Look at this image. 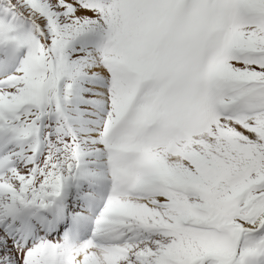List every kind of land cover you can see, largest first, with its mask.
<instances>
[{"label":"snow or ice","instance_id":"6c2138e0","mask_svg":"<svg viewBox=\"0 0 264 264\" xmlns=\"http://www.w3.org/2000/svg\"><path fill=\"white\" fill-rule=\"evenodd\" d=\"M0 264H264V0H0Z\"/></svg>","mask_w":264,"mask_h":264}]
</instances>
